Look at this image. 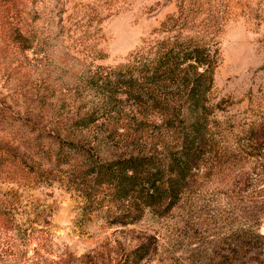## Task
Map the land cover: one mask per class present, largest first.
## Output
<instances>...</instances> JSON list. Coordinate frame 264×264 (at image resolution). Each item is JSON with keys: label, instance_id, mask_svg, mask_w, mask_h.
<instances>
[{"label": "rangeland", "instance_id": "374dc122", "mask_svg": "<svg viewBox=\"0 0 264 264\" xmlns=\"http://www.w3.org/2000/svg\"><path fill=\"white\" fill-rule=\"evenodd\" d=\"M164 24L169 32H160ZM16 30L31 39L29 48L15 41ZM176 37H214L220 64L209 98L221 145L236 158L234 171L254 180L240 191L226 167L224 174L209 166L195 202L117 225L124 212L107 191L89 195L74 162L33 156L29 131L121 156L123 143L110 137L114 121L100 118L82 132L71 124L108 101L110 89L99 87L122 79L121 67ZM123 90L113 89L116 101ZM260 141L264 0H0V264H118L144 240L154 252L150 264L218 262L238 225L256 219L264 232Z\"/></svg>", "mask_w": 264, "mask_h": 264}, {"label": "trees", "instance_id": "16d2710c", "mask_svg": "<svg viewBox=\"0 0 264 264\" xmlns=\"http://www.w3.org/2000/svg\"><path fill=\"white\" fill-rule=\"evenodd\" d=\"M165 28L164 24L160 32ZM14 33L21 47L31 46L27 35L17 30ZM219 64L214 37L158 41L155 49L120 68V73L125 72L122 79L99 87L110 89L106 103L92 107L71 124L82 132L100 118L114 121L110 137L117 135L123 143L121 156L104 158L97 148L88 149L34 127L29 131L34 137L26 148L33 156L54 159L58 166L77 164L78 178L91 190L89 195L105 190L110 202L124 212L116 217L117 225L133 224L146 211L164 218L183 200L195 202L200 197L198 182L209 166L212 172L224 174L226 167L230 183L241 191L254 179L234 171L236 158L221 145V124L209 98ZM113 89H124V99L116 101ZM121 120L126 122L122 127ZM257 148L263 150L264 143L258 142ZM258 226L256 219L238 225L228 248L222 250L226 253L209 264H264V232ZM153 254L150 242L144 240L127 251L118 264H150Z\"/></svg>", "mask_w": 264, "mask_h": 264}]
</instances>
